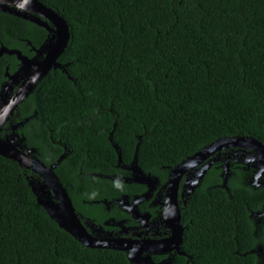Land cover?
<instances>
[{"label":"trees","instance_id":"trees-1","mask_svg":"<svg viewBox=\"0 0 264 264\" xmlns=\"http://www.w3.org/2000/svg\"><path fill=\"white\" fill-rule=\"evenodd\" d=\"M40 1L68 25L61 67L36 83L0 135L16 133L46 165L65 153L54 172L79 217L100 222L106 209L96 200L141 191L111 178L134 153L162 181L217 138L252 136L264 145V0ZM46 34L0 10V46L31 56L29 46ZM18 64L15 54H0V88ZM253 170L231 159L223 188L220 162H212L182 209L181 247L190 257L175 254L168 264L257 263L262 223L254 212L264 206V181L249 182ZM31 176L0 155V264H129L124 251L86 247L59 227Z\"/></svg>","mask_w":264,"mask_h":264},{"label":"water","instance_id":"water-1","mask_svg":"<svg viewBox=\"0 0 264 264\" xmlns=\"http://www.w3.org/2000/svg\"><path fill=\"white\" fill-rule=\"evenodd\" d=\"M0 10L29 20L37 25L43 26L47 30H50L48 22L55 28L53 40L48 38V40L41 43L38 47H31L34 50L32 56L23 54L19 49H8L4 46H0V54L3 52L15 54L16 59L19 61V66L14 72L10 73L5 70L6 80L0 88L1 132L3 125L7 122L11 113H13L18 104L31 92L36 83L46 72L52 67H61L57 62V56L66 46L69 32L68 25L64 18L40 0H0ZM15 82H18V85L8 95L7 91L11 90V85ZM22 123V121H19L12 124L10 127L11 129H15L18 125H22ZM22 139L23 138L19 137L16 133L3 137L0 135V155L13 159L19 165L36 175V178L31 176L28 179V184L36 196L38 203L43 206L59 227L69 232L86 247L111 248L124 251L129 260V264H155L148 255H142V251L147 248L143 245L141 246L142 242L140 243V241H133L122 237H99L87 231L79 215L75 211L66 189L54 172V168L64 157L65 153H61L53 163L46 165L33 155L32 148L23 147ZM222 149H233L235 151L245 150L250 157L260 162L261 170L264 168V145L258 139L244 135L217 138L195 151L193 154L187 156L181 162L175 164L168 181L169 195L167 197V211H169L168 215L171 219L170 225L172 227V235L169 242L175 241V243L178 244L181 239L182 228L179 223V213L175 196L178 177L182 169L187 167L189 165L188 163H191L190 165H196L209 155L220 152ZM229 159L230 155L228 154L222 173V187L224 188H226ZM119 160L120 157L118 155V161ZM209 165L210 164L207 162L197 169V177L193 180L191 186L192 190ZM128 167L134 169V171H138L135 153ZM144 178L146 180L150 179L149 175L144 176ZM170 211H172V213H170ZM260 213H264V209ZM168 263L166 262L165 264Z\"/></svg>","mask_w":264,"mask_h":264},{"label":"flooded vegetation","instance_id":"flooded-vegetation-1","mask_svg":"<svg viewBox=\"0 0 264 264\" xmlns=\"http://www.w3.org/2000/svg\"><path fill=\"white\" fill-rule=\"evenodd\" d=\"M48 25L50 26V30L45 29L47 34L43 42L48 40V38L53 40L55 36L54 26L50 22H48ZM31 47L32 45L29 46V50L32 51V56L34 54V50ZM17 85L18 82L12 83L11 90L7 91L8 95L16 88ZM228 154L230 155V159L228 160V175L229 162L231 159H234L235 161H239L242 165L246 164L248 166L251 163L254 167L252 180H248L253 185L259 186L264 181V168L261 170L260 162L253 157H250L245 150L235 151L233 149H222L220 152H215L209 155L206 159L196 165H190L191 163H188L189 165L182 169L176 185L175 198L179 213V223L182 228L181 239L178 244H176L175 241L169 242L172 235V227L170 225L171 219L168 215L169 211H167V197L169 195L168 181L172 174L171 171L174 165L168 169L165 179L160 181L157 176L144 173L139 167L138 171H134V169L128 167L129 163L121 164L120 168L125 170V172L122 174L116 173L111 178L116 177L125 182L140 183L142 186L141 191L133 192L131 195L122 194L120 197L112 199L102 198L96 200L102 202L106 209V213L102 220L100 222H96L87 216L83 217L80 215L81 221L87 231L96 236L122 237L133 241H140V243L142 242L141 246L143 245L147 248L142 251V255H148L155 264L168 263L175 254L185 256L187 261L190 256L181 247L184 231V226L181 221L182 209L185 207L190 194L201 182L212 162H220L223 173V167L227 161ZM207 162L210 165L207 167L204 174H202V176L198 179L197 184L192 190L191 186L193 180L197 177V169L202 167ZM222 173L220 174L221 186ZM147 175L150 177L149 180L144 178V176ZM114 203L116 206H110V204ZM263 209L264 206L261 210L254 212L256 224L258 222L262 223L261 225L256 226L255 234L258 238V242L252 248V252L256 257V264H264V213H260ZM111 211L115 213L111 214ZM170 213H172V211H170Z\"/></svg>","mask_w":264,"mask_h":264}]
</instances>
